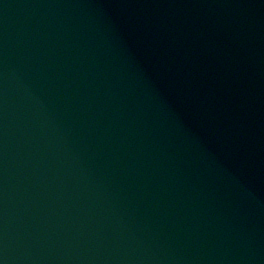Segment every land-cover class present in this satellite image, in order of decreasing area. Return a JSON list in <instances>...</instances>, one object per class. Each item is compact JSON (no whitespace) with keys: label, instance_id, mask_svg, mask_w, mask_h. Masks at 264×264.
Masks as SVG:
<instances>
[{"label":"water","instance_id":"obj_1","mask_svg":"<svg viewBox=\"0 0 264 264\" xmlns=\"http://www.w3.org/2000/svg\"><path fill=\"white\" fill-rule=\"evenodd\" d=\"M0 264H264V0H0Z\"/></svg>","mask_w":264,"mask_h":264}]
</instances>
